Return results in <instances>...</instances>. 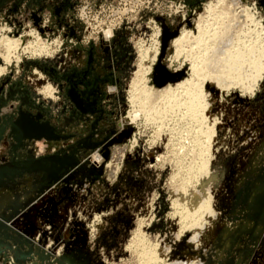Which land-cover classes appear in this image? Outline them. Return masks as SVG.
Returning a JSON list of instances; mask_svg holds the SVG:
<instances>
[{"label":"rangeland","instance_id":"rangeland-1","mask_svg":"<svg viewBox=\"0 0 264 264\" xmlns=\"http://www.w3.org/2000/svg\"><path fill=\"white\" fill-rule=\"evenodd\" d=\"M244 9L264 26V0H0V264H264V69L251 92L212 78ZM213 19L222 31L193 79L208 140L181 93L163 119L141 104L191 78L198 27ZM156 43L155 98L135 104Z\"/></svg>","mask_w":264,"mask_h":264},{"label":"bare ground","instance_id":"bare-ground-1","mask_svg":"<svg viewBox=\"0 0 264 264\" xmlns=\"http://www.w3.org/2000/svg\"><path fill=\"white\" fill-rule=\"evenodd\" d=\"M210 11H211V8L209 7V12ZM243 16H244V19H242V20H240L239 17L234 16L233 21L230 22L232 26H234V25L237 26V27L234 26L235 30H237V32L235 31V33H236L235 43L234 44L232 43L233 47L230 50L223 49L225 51L224 53H222V56L224 57L223 60L217 58L218 60L221 61L219 63H221L222 66L219 64L221 67L217 66V65H215V67L217 66L216 67L217 70L219 67L220 71L219 70L218 71L220 73H223V72L224 73L221 75L219 74V76L218 75L215 76L216 74L214 75L213 74L214 71H213L210 75L209 74L208 75L209 76H211L212 74L214 75V77L212 76V78H214V80L217 79L216 80V81H218L217 86H219V84L224 86L226 83H228L227 85H229V84L230 85L235 84L237 86H243L244 85L243 87L246 90L250 91V89H252V87H253V83L256 82V80L259 78V73L261 71H263V69H264V44H263L264 43V37H261L262 35H264V26H262L260 24V22L256 21L253 16L249 15L245 9H244V15ZM216 17L220 18V16H216ZM214 19H213V21H214ZM217 20H215L214 21L215 23L212 25L208 26V25H201L200 24L201 26L198 27V31H199L198 36L195 38L196 44H195V46H193V48L196 49L197 51L195 53V51L193 50L195 55H193L192 60H191V70H192L191 78L187 79V78L179 75V77L176 80L177 82H176L175 87H169L168 86L166 88H163L161 91H159V93H157L159 95V98H157V100L158 101L160 100L158 103L155 102L154 104H152V106H150L148 108L147 106L144 107L145 104H147L145 101H144V104H141V102H139V101H141L140 99L143 98V100L146 99V101L149 102L151 99L155 98L153 92L151 91L152 89H149L145 86V81H146V77L152 72L151 65L154 62H157V59L161 54V49H160L159 43H156L157 44L156 47L154 46V44H155L154 43L153 46L155 48H153L152 50H148L149 49L148 48L144 52V54L143 53L141 54L142 55V57H141L142 61L141 60L140 61H141L142 65L141 66L139 65L140 67H139V69H138V71H137V73L133 79L132 84H131L132 85L131 86L132 87V96H133V101L135 102V104H141V106L143 105L142 106L143 108H147V110L143 109L146 112V114L150 115V117L157 118V119L158 118L163 119V117H166L167 114L172 113L173 110L177 106H180V105H177L178 101L175 99V97L177 96L176 95L177 93L178 94L181 93L185 97V101L183 100L184 104L180 103L181 107L183 105L185 106V107L183 106V108H185V110H186V114H187L188 119L191 122L195 123V125H197L198 128L201 129V127L206 125L205 134H206V136H207L206 138H208V140H211L212 134H211V127L209 126V117H208L207 108H206V106H207V104H206L207 95H206L205 91L202 89V86H201L202 84L195 83V80H193V79L196 76L195 74H197L196 71L198 68L196 66L199 65L200 62L202 65H204L203 63L209 61V60H207V61L204 60L206 58V56L204 54L209 53L208 51L210 50L211 44L213 46V43L212 42L210 43L211 39L214 40V38H216L215 35L216 34L218 35V33H220V31H222V27L220 28V25L221 26H223V25L217 23ZM229 21L230 20H228V22ZM247 21L250 22V25L253 28L252 29L246 28L247 32H242L243 30L239 31L238 30L239 28L244 29L246 27L245 24L247 23ZM232 22H233V24H232ZM222 23L224 24V22H222ZM258 29H260V30H258ZM209 36H210V38L211 37L212 38L208 41L207 39H209ZM181 41H182V38H179L175 41V43L178 44V43H181ZM213 42L215 43V41H213ZM3 44H5L6 46H17V45H14V42L7 40V39H4ZM13 48H15V47H13ZM41 48H43V47H41ZM211 48H213V50H214V46ZM42 50L43 49H41V51ZM206 50H208V51H206ZM33 52H37V51L35 50ZM201 55H202V57H200ZM203 55L205 56L204 59H203ZM214 55H212V53H211V55H209V56H212L211 58H213ZM216 56H219V55L216 54ZM199 57L202 58L203 60L200 61ZM208 58L210 59V63L214 62L212 60H217V59L211 60L210 57H208ZM147 63L149 64V66L145 67V64H147ZM207 63H206V65L209 64V63L208 64ZM213 65H214V63H213ZM214 70H215V68H214ZM217 70H216V72H217ZM217 74H218V72H217ZM208 75H207V77L209 78ZM173 78H174V76H173ZM246 82H248V83L245 84ZM136 96H138V97L136 98ZM135 98L137 100H135ZM169 116H170V114H169ZM154 121L156 122V120H154ZM200 144H201V142H200ZM199 160L201 163L200 164L201 166L199 165V168H201V170H204V167H205L204 162L205 161L203 159H201V157L199 158ZM208 206L204 205V209H205L206 213H208L210 211ZM186 210L193 212V208L190 205L187 206ZM209 214H210V212H209ZM157 254L158 253H157V250L155 248L148 250V254H147L148 262H150L151 260L154 261L157 258Z\"/></svg>","mask_w":264,"mask_h":264},{"label":"water","instance_id":"water-1","mask_svg":"<svg viewBox=\"0 0 264 264\" xmlns=\"http://www.w3.org/2000/svg\"><path fill=\"white\" fill-rule=\"evenodd\" d=\"M17 126L22 130L29 132L32 135H36V137H45L49 138V136L53 137V135L43 126H39L35 124L32 120L28 118H24L18 121Z\"/></svg>","mask_w":264,"mask_h":264}]
</instances>
